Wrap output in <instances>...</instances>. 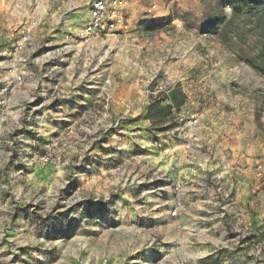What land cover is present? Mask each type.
<instances>
[{"label": "rangeland", "instance_id": "rangeland-1", "mask_svg": "<svg viewBox=\"0 0 264 264\" xmlns=\"http://www.w3.org/2000/svg\"><path fill=\"white\" fill-rule=\"evenodd\" d=\"M4 1L0 23L7 12L12 30L0 46V264H264V78L243 60L248 40L222 45L176 17L145 30L174 7L200 24V0H128L127 28L88 44L63 39L87 20L84 0L73 9ZM219 1L228 17L230 3ZM35 15L44 18L13 51ZM175 85L198 103L191 154L175 120L161 130L142 117ZM204 152L212 161L201 172L192 156ZM202 185L221 208L182 225Z\"/></svg>", "mask_w": 264, "mask_h": 264}, {"label": "trees", "instance_id": "trees-1", "mask_svg": "<svg viewBox=\"0 0 264 264\" xmlns=\"http://www.w3.org/2000/svg\"><path fill=\"white\" fill-rule=\"evenodd\" d=\"M228 2L231 7L228 17L224 15L221 1L200 0L202 5L200 24L189 22L190 12L177 15V9L174 7L164 23L156 24L154 21H149L143 25L145 30L159 31L176 17L184 22L185 28L212 34L222 45L231 43L244 45L248 40V52L243 60L257 75L264 78V0H228ZM186 100V94L179 85H175L167 92H160L151 98L145 105L142 117L153 128L166 130L173 126L175 113L185 105ZM256 119H259L257 114ZM252 237L256 238L255 235ZM263 240L264 230L258 238L259 242ZM209 264L218 263L215 261Z\"/></svg>", "mask_w": 264, "mask_h": 264}, {"label": "built area", "instance_id": "built-area-1", "mask_svg": "<svg viewBox=\"0 0 264 264\" xmlns=\"http://www.w3.org/2000/svg\"><path fill=\"white\" fill-rule=\"evenodd\" d=\"M76 1L77 0H62V2H65L67 7L71 9L79 6L76 4ZM127 2L128 0H84L83 3L88 5L87 20L76 29L66 27L63 31V39L68 42L88 44L93 39H102L109 33L127 28L128 20L125 18L124 12ZM23 5L25 9H29V6H31L29 0H24ZM155 7L156 5H152V9ZM42 18H44L42 15H35L22 26L20 38L14 43L13 51L17 52L22 50L24 45L28 43L33 29L42 21ZM59 22H61L60 18ZM200 118L198 103L189 99H187L185 105L175 113L174 120L177 123L175 131L177 134L186 137L184 148L189 154L192 153V147L196 140V138L192 139V137L195 136L196 131L202 128ZM210 153L204 152V154L200 156H192L193 158L199 159L201 172H205L208 163L210 164L212 161ZM39 160L42 165H45L49 161V157L42 154L39 156ZM205 187L206 186L202 185L198 188L199 193L204 191ZM179 200V194H176L172 199L171 216H176L178 214L181 205Z\"/></svg>", "mask_w": 264, "mask_h": 264}, {"label": "crops", "instance_id": "crops-1", "mask_svg": "<svg viewBox=\"0 0 264 264\" xmlns=\"http://www.w3.org/2000/svg\"><path fill=\"white\" fill-rule=\"evenodd\" d=\"M4 6L5 8H7L8 6L12 5V2H8V0L4 1ZM5 15V14H4ZM6 16V17H5ZM3 18L5 19V21L3 23H0V46L4 45L6 42H8V37L10 35V30H12L11 27V23L9 22V14L5 15ZM236 120L232 121L233 126L232 127H236L238 126L235 122ZM245 123V121H244ZM230 124V123H227ZM25 137H27L26 133H24ZM19 144L21 145V147H29L30 145H27L26 142L24 141H18ZM222 143H220L221 145ZM25 145V146H23ZM227 146V145H226ZM225 160H218L214 166V168L219 167L220 165H224ZM212 166V165H211ZM217 169H215L216 171ZM217 192H215V190H211L209 188H205L204 191L202 193H200V195L202 196V199H197L195 202H191L188 204V206H186V208L184 209L183 213H180L178 216L179 221L182 223V225H191V224H197L200 223L202 221L200 220H205L206 215H211V214H215L217 216V211H219V209L221 207L220 203H217V201L215 203H213L211 201L212 199V195L215 194ZM239 194V191H238ZM193 195H197L196 193H193ZM186 210V211H185ZM210 210H213L212 213L210 212ZM207 211V212H206ZM215 215H212L213 217H215ZM218 218V217H217ZM245 218V216H244ZM218 220V219H216ZM204 223V221H203ZM205 224V223H204Z\"/></svg>", "mask_w": 264, "mask_h": 264}]
</instances>
